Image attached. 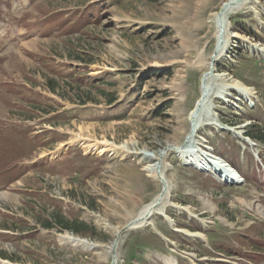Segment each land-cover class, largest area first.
<instances>
[{
    "label": "rangeland",
    "instance_id": "1",
    "mask_svg": "<svg viewBox=\"0 0 264 264\" xmlns=\"http://www.w3.org/2000/svg\"><path fill=\"white\" fill-rule=\"evenodd\" d=\"M23 1L0 0V47L12 45L0 59V168L34 164L0 177L16 187L0 192V264H112L118 232L164 188L149 223L123 232L117 264H264V139L247 133L264 135V0L231 15L239 37L217 60L227 29L216 36L212 17L225 0ZM77 10L90 20L70 23ZM23 27L30 38L12 37ZM200 147L237 179L197 168Z\"/></svg>",
    "mask_w": 264,
    "mask_h": 264
},
{
    "label": "bare ground",
    "instance_id": "2",
    "mask_svg": "<svg viewBox=\"0 0 264 264\" xmlns=\"http://www.w3.org/2000/svg\"><path fill=\"white\" fill-rule=\"evenodd\" d=\"M257 3H260L259 0H225L222 2L220 8L215 11L213 13V17H212V21L215 23V26H216V36L219 35V32L221 31V28L224 27L225 28V31H226V40L223 44V46L221 47L220 49V52L217 53L212 57L214 58L215 60L218 59V57L220 56L221 52L228 48L232 42L237 38L239 37V33L238 32H235L233 29H231L232 25H231V20H230V17L233 13L243 9V8H250V9H256V5ZM222 77V76H221ZM226 78V77H225ZM224 78V79H225ZM242 86V85H241ZM250 87H245L244 86V89L241 91L242 94L245 93V90H247L248 92L250 91ZM200 98L198 99L193 111H197L200 109L201 107V103H200ZM202 101V100H201ZM191 117V116H190ZM196 127H197V134H198V131L199 129L201 128V126H199V124L197 123L196 124ZM73 142H75V140H73ZM81 146L85 149H88L90 150L91 149V144H86V143H82ZM98 146V145H97ZM101 150V153L105 152V151H115L113 147H111L110 145H104L102 147L99 148ZM187 152V149L185 150ZM185 156V155H184ZM186 157H189L188 155H186ZM125 156L122 155V158L121 159H124ZM224 158V157H223ZM157 159L158 157L156 158H150V160L148 161V164L146 165V169L148 170L149 172V175L151 177H153L154 179L162 182L163 186L165 185V182L163 181V178H164V170L166 169V164L164 165V170L162 171V165L158 164L157 162ZM212 159H217L219 160L220 163H223V166L224 167H227L228 170H221V173L222 172H225L224 174H226L228 177V180H235V176L232 174L233 173V166H230L229 164H231L228 160L224 159H220V155H216L214 153H210L207 149L204 150V147H200V152H199V155L197 156V159H195L196 161H194L193 163H195L197 166H203V167H210V168H214L213 166V162H212ZM227 161V163H226ZM229 162V164H228ZM209 168V169H210ZM217 170V169H215ZM163 172V173H162ZM239 171L237 170V173ZM229 174V175H228ZM167 187V186H166ZM163 190V189H162ZM162 193V191H160V193H158L154 198L153 200L151 201H148V203L144 204L140 210L138 212H136L135 214H133L131 220H136L135 221V224L133 227H140V225H145V224H148L149 223V220H151V217L156 213L155 211L157 210H161L162 207H158L163 199L160 197V194ZM2 194H0L1 196ZM162 199L161 202L159 204H157V200L158 199ZM154 203L153 205V213H151L152 209L150 210V207L151 205ZM164 205V204H163ZM164 210V209H163ZM162 210V211H163ZM141 216L138 217V216ZM190 233H193V235H198L200 234L199 232H190ZM117 236H123V232H118ZM69 238L72 239V240H75L76 241H80L81 239L79 237H75V236H70L69 235ZM121 240V239H120ZM84 242H87L84 240ZM91 244V243H90ZM114 244V243H113ZM118 244L119 242L117 243L116 246H113L112 245V254H113V257H116L117 259V262H118Z\"/></svg>",
    "mask_w": 264,
    "mask_h": 264
},
{
    "label": "trees",
    "instance_id": "3",
    "mask_svg": "<svg viewBox=\"0 0 264 264\" xmlns=\"http://www.w3.org/2000/svg\"><path fill=\"white\" fill-rule=\"evenodd\" d=\"M235 70H238V67H234ZM55 81H50V87L53 90H57L58 87H61V82L54 83ZM57 84V85H56ZM86 99H84L85 101ZM249 136L252 137L254 140H263L264 135L260 133H253L252 131L247 132ZM56 219L62 224L63 227L67 229H71L74 232H82V230L92 229L96 230L95 227L89 225L85 220H75V221H65L64 218L60 214L55 215ZM47 225L50 227L52 226V222H47Z\"/></svg>",
    "mask_w": 264,
    "mask_h": 264
},
{
    "label": "water",
    "instance_id": "4",
    "mask_svg": "<svg viewBox=\"0 0 264 264\" xmlns=\"http://www.w3.org/2000/svg\"><path fill=\"white\" fill-rule=\"evenodd\" d=\"M223 32H224V27L221 28V33L223 34ZM195 130H196V128L193 127V129H192V133H194ZM189 136H190V135H189ZM221 159H222V158H221ZM226 163H227V162H226ZM166 191H167V189L164 188L163 191H162V193L160 194V197H161V198H163V197L165 196ZM161 198L157 200V202H156L157 204H159V203L161 202V200H162ZM135 221H136V220H131L129 223H127V225L123 228V230H122L121 232H126L127 230H129V229H131V228H134L133 226H134V224H135ZM120 239H121V236H117V238L115 239V242H114L113 246H116L117 243L120 241ZM112 264H117V259H116V257H113Z\"/></svg>",
    "mask_w": 264,
    "mask_h": 264
}]
</instances>
